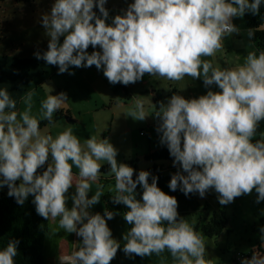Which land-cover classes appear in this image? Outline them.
I'll return each instance as SVG.
<instances>
[{
  "label": "clouds",
  "instance_id": "9594fccd",
  "mask_svg": "<svg viewBox=\"0 0 264 264\" xmlns=\"http://www.w3.org/2000/svg\"><path fill=\"white\" fill-rule=\"evenodd\" d=\"M126 3L110 16L108 0H54L39 20L47 49L34 57L55 66L57 75L94 66L111 85L136 84L145 74L202 81L204 94L185 98L173 92L158 102L153 116L159 144L176 169L169 174V191L201 199L213 192L221 206L253 192L256 204L264 202V138L253 142L264 121V50L248 52L245 64L236 67H216L204 59L222 48L225 37L239 34L236 18L257 16L264 0ZM247 35L252 40L255 34L249 29ZM49 88L39 118L31 114V103L16 111L8 89L0 88V189L6 187L20 206L31 197L38 216L59 217V226L80 238L78 250L59 255V264H110L118 250L134 259L166 249L174 264H211L203 236L180 216L177 198L158 187L159 177L151 171L118 161L119 149L110 138L91 137L82 146L71 128L55 138L42 134L40 120L54 125V113L69 99ZM130 115L144 121L143 105L137 103ZM101 161L114 174L111 203L127 209L122 218L128 228L120 240L108 225L118 211L93 212L103 195L100 184L89 195ZM258 239L250 258H240L239 264H264V225L258 227ZM19 243L10 239L0 248V264H15Z\"/></svg>",
  "mask_w": 264,
  "mask_h": 264
},
{
  "label": "rangeland",
  "instance_id": "374dc122",
  "mask_svg": "<svg viewBox=\"0 0 264 264\" xmlns=\"http://www.w3.org/2000/svg\"><path fill=\"white\" fill-rule=\"evenodd\" d=\"M127 2L130 3L131 0H127ZM119 3L121 7H127L126 0L122 2L119 0ZM118 13L116 10H110V16ZM234 23L239 28L240 41L236 44L232 39L224 43L222 48L212 57H209V59L208 57L204 58L210 60L216 67L242 66L246 62L248 52L256 51L248 38V30L243 18H236ZM261 28H264V24ZM88 51L91 52L92 49H88ZM70 71H73L75 74L63 76V74L57 75L56 72L55 74L47 75L45 85L33 93L31 101H27L26 96L21 103L18 110L19 113L25 111L28 103H31V114L39 118L40 103L49 94V87L54 90L51 93L52 95L59 92L67 93L69 99L61 109L69 111L73 122H70L68 118L63 116L54 122V125L46 124L40 126L42 134H48L55 138L60 132L71 128L82 146L86 145L87 139L91 137H96L97 139L108 137L113 145L119 149L117 159L123 163L128 161L133 162L134 160L142 161L141 158L147 153H153L163 148L159 144V137L155 131L157 121L153 116L158 108L154 104L153 98L156 92L160 96H163L161 92L166 89L170 80L168 81L164 78L154 79L152 77L150 80H147L145 74L142 81L125 87L120 84H109L102 72H98L94 66L87 69L71 68ZM177 93L185 97L184 92ZM160 101H164V97L159 98ZM137 103L143 105L146 115L144 121H135L133 120L134 117L130 115L135 110ZM100 163L101 166L107 165L105 161H101ZM146 164L149 165V163ZM164 165H170L173 168L172 163H164ZM72 171L74 175L78 176L79 170L75 166H73ZM109 176L114 179V174L110 173L108 176L102 177L108 178ZM97 182L99 183L98 180ZM109 183L106 187L99 183L103 186V194L114 192L115 187L111 186L114 183ZM71 191H74V189ZM194 196L201 205H207L209 214L219 204L216 200V194L213 192H209L203 199L199 198L198 195L194 194ZM225 213L229 218V226L232 230L231 238H229L230 235H226L223 232L217 238L204 240L206 254L211 259V264H232V257H237L238 253L249 255L251 251L249 249L250 244H247L248 239H250L251 243H254L251 246L256 245L258 242L260 243L258 239V227L264 225V202L260 204L255 203V192L249 196L236 198L234 203L225 206ZM50 219L52 227L57 226L59 228V217L55 220L51 217ZM68 233L65 232V234ZM227 237L229 241L231 239L236 240L233 243L235 246L232 252L227 251L226 247L222 244L223 240L227 239ZM57 239L60 242L61 237L58 236Z\"/></svg>",
  "mask_w": 264,
  "mask_h": 264
},
{
  "label": "crops",
  "instance_id": "0c3cea01",
  "mask_svg": "<svg viewBox=\"0 0 264 264\" xmlns=\"http://www.w3.org/2000/svg\"><path fill=\"white\" fill-rule=\"evenodd\" d=\"M53 2V0H0V88L8 89L11 98L16 101V111L20 109L21 103L28 93L37 92L38 88L45 85L47 75L57 72L55 66L47 65L43 60L38 61L33 55L34 52H43L47 49L48 40L44 36V29L41 27L39 20L42 13L50 10ZM106 7L109 10L118 12L123 9L119 0H108ZM232 39L237 44L241 36L239 34L227 36L223 40V44ZM89 49L91 50V47ZM55 69L56 71H54ZM67 75V73L63 74V76ZM151 77L154 79L161 78L146 74L147 80H150ZM173 92H184L185 98H189L204 94L205 89L202 81L185 77L182 81H169L166 89L162 90L161 94L163 96L161 97H164L165 100V97H169ZM137 166L141 169L148 167L146 162L140 160H138ZM99 183L101 184V182ZM99 183L97 181L92 183L89 195L95 194ZM112 183L114 185L111 186H115V180ZM106 186L107 184L104 185V187ZM102 197L101 203L93 208V212H101L102 214L104 208ZM70 205L71 203L69 202L68 206L71 207ZM126 211L127 209L125 208ZM122 215H117L114 219L108 221L113 237L117 240L121 239L122 233L128 228ZM65 232L67 231L60 226L59 228L57 226L52 227V222L49 218L43 247L42 264H59V255H71L72 252L78 250L80 238L75 233L65 234ZM231 232V229L225 232L226 235H230L229 238H231ZM58 236L61 237L60 242L57 239ZM230 241L227 237L222 244L227 251L232 252L235 246L233 243L236 240L231 239ZM247 244H250L249 249L252 251L251 245L254 243H251L250 239H248ZM121 245L123 246V242H121ZM256 245L258 246L259 242ZM249 255L251 256V252ZM236 258V256L232 257V264H239V262L236 263ZM205 259H209L206 251ZM110 264H135V262L134 259L125 257L124 253L118 250L116 258Z\"/></svg>",
  "mask_w": 264,
  "mask_h": 264
},
{
  "label": "trees",
  "instance_id": "16d2710c",
  "mask_svg": "<svg viewBox=\"0 0 264 264\" xmlns=\"http://www.w3.org/2000/svg\"><path fill=\"white\" fill-rule=\"evenodd\" d=\"M243 20L247 30L251 29L255 34L254 38L250 40L255 50L257 52L264 50V28H261L264 24V6L261 7L260 13L257 16L246 14ZM159 98L161 96L156 92L153 101L157 108ZM63 116L68 118L70 122H73L70 118L69 111L64 109H59L54 113L53 121L56 122ZM46 124H49L47 120H40V126ZM262 138H264V121L259 123L253 137V142ZM142 161L149 163L148 167L144 168V170H149L153 175L159 177L158 187L165 193L177 198L180 216L190 223L204 239L217 238L223 232L230 230L229 218L226 216L225 206L217 204L209 214L207 205H201L196 200L194 194L186 198L179 190L176 192L169 191L167 187L170 180L169 174L174 173L176 169L171 168L170 165H164V163H172V158H170L165 146L153 153H147L142 158ZM158 162L160 163L158 164ZM125 163L137 171L141 170L137 166L138 160ZM109 173L110 169L108 165L101 166V176H99L98 181L102 185L114 182L111 176L108 178L102 177L108 176ZM7 191L8 189L6 187L0 189V248L5 247L10 239H18L20 243L18 245L17 256L14 258L15 264H42L43 247L49 219L44 220L36 214L35 206L31 203V197H29V200L24 205L20 206L16 204L13 198L7 196ZM114 195L115 191L103 194L102 202L104 209L113 212L118 211L119 215H122L125 213L124 206L113 205L111 203ZM134 262L135 264H174L173 258L167 249L159 255L152 254L144 258L137 256L134 258Z\"/></svg>",
  "mask_w": 264,
  "mask_h": 264
},
{
  "label": "built area",
  "instance_id": "2783aa9c",
  "mask_svg": "<svg viewBox=\"0 0 264 264\" xmlns=\"http://www.w3.org/2000/svg\"><path fill=\"white\" fill-rule=\"evenodd\" d=\"M53 1H54V0H53ZM245 257L250 258V255H245V254H243V253H238V254H237V258H236V263L239 262V259H240V258H245Z\"/></svg>",
  "mask_w": 264,
  "mask_h": 264
}]
</instances>
